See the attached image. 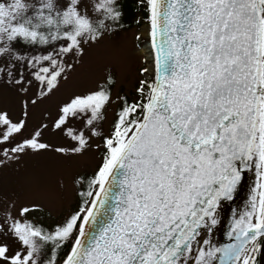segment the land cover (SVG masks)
<instances>
[{"label": "snow or ice", "instance_id": "obj_1", "mask_svg": "<svg viewBox=\"0 0 264 264\" xmlns=\"http://www.w3.org/2000/svg\"><path fill=\"white\" fill-rule=\"evenodd\" d=\"M140 4L154 73L133 100L113 96L108 71L59 107L51 127L70 143L54 150L83 155L98 139L99 162L73 178L80 204L54 227L0 196V264H264V0ZM122 16L121 0H0V97H21L17 119L0 107V166L51 147L43 122L23 135L31 109ZM250 169L248 210L217 246L219 209Z\"/></svg>", "mask_w": 264, "mask_h": 264}, {"label": "rangeland", "instance_id": "obj_2", "mask_svg": "<svg viewBox=\"0 0 264 264\" xmlns=\"http://www.w3.org/2000/svg\"><path fill=\"white\" fill-rule=\"evenodd\" d=\"M147 23L146 18L128 29L115 28L99 44L87 48L82 61L68 71L58 88L31 109L23 135L28 136L43 122L49 127L41 140L51 147L40 152L29 150L0 166V196L13 201L17 208L35 205L30 219L50 225L67 216L76 203L77 185L73 178L94 171L101 156L102 144L96 147L100 144L98 139H94L92 148L83 155L69 157L54 150L68 147L70 143L51 127L59 107L74 95L94 89L108 71L115 78L113 96L127 94L133 99L139 81L150 78L141 71L146 68V59L139 51L145 39L141 27ZM115 106L109 107L108 118L103 122L105 134L110 131ZM0 107L9 110L13 119H17L21 113V97L4 88Z\"/></svg>", "mask_w": 264, "mask_h": 264}, {"label": "water", "instance_id": "obj_3", "mask_svg": "<svg viewBox=\"0 0 264 264\" xmlns=\"http://www.w3.org/2000/svg\"><path fill=\"white\" fill-rule=\"evenodd\" d=\"M148 20V18H147ZM148 26L147 43L150 48L151 60H152V73H154L155 65L153 59V50L150 37V24ZM258 183V178L254 169L246 171L243 175L241 183L238 185L233 198L228 201H224L219 209L218 224L210 235V239L217 246H222L230 242L228 233L231 231L232 224L236 218L242 215L248 210L253 189Z\"/></svg>", "mask_w": 264, "mask_h": 264}, {"label": "trees", "instance_id": "obj_4", "mask_svg": "<svg viewBox=\"0 0 264 264\" xmlns=\"http://www.w3.org/2000/svg\"><path fill=\"white\" fill-rule=\"evenodd\" d=\"M121 3H122V9H123V16H122L121 21H120V26L116 27L117 29L131 28L133 26L139 25L142 22V20H145L147 18L146 12L140 4V0H121ZM123 95H126L129 98V100H133L136 98V95L133 99L127 94H123ZM116 107H117V105L115 106V108ZM113 119H114V116H113ZM92 173H93V171L89 172V173H83V174H81V176H91ZM85 188H86V184H85ZM81 190H83V189L80 187V185H77L76 203H75V206L72 208L71 212L78 209V206L80 204V198L78 196V192ZM37 222H39V223H41L47 227H54L56 224V223H54V224L47 225V224L42 223L40 221H37Z\"/></svg>", "mask_w": 264, "mask_h": 264}, {"label": "bare ground", "instance_id": "obj_5", "mask_svg": "<svg viewBox=\"0 0 264 264\" xmlns=\"http://www.w3.org/2000/svg\"><path fill=\"white\" fill-rule=\"evenodd\" d=\"M141 33L145 37L144 42L140 45L139 51L142 53L146 59V68L149 69V73L147 75L149 76L151 70H152V60H151V54H150V48L147 43V37H148V26L147 24H143L141 27Z\"/></svg>", "mask_w": 264, "mask_h": 264}]
</instances>
